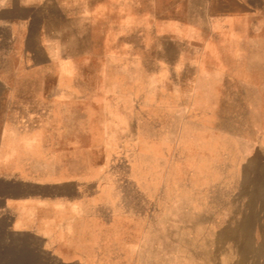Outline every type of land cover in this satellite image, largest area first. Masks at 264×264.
<instances>
[{"label":"rangeland","instance_id":"374dc122","mask_svg":"<svg viewBox=\"0 0 264 264\" xmlns=\"http://www.w3.org/2000/svg\"><path fill=\"white\" fill-rule=\"evenodd\" d=\"M93 1L61 72L0 59V133L8 83L106 88L77 152L0 153V264H264V174L234 137L264 109V0Z\"/></svg>","mask_w":264,"mask_h":264},{"label":"crops","instance_id":"0c3cea01","mask_svg":"<svg viewBox=\"0 0 264 264\" xmlns=\"http://www.w3.org/2000/svg\"><path fill=\"white\" fill-rule=\"evenodd\" d=\"M97 4L93 0H0V59L8 64V72L22 76L36 70L43 75L51 66H56L61 72L62 61L72 58L63 52L61 44L62 36L68 30L65 26H69L70 20L89 21ZM103 89L106 88L90 86L83 90L77 84L62 85L60 82L8 83L2 99L8 129L0 133V153L21 155L27 150H37L42 154L77 152L80 144L77 141V123L85 127L91 122L88 115L92 113L93 106L101 105ZM197 122L201 123L200 120ZM11 124H17L16 129ZM244 127V135L234 134L239 143H245L244 148H237L236 155L245 154L247 165L250 162L262 171V180L264 109L259 125L245 124ZM54 139H66L68 142L62 147L56 141L52 142ZM260 197L254 199L257 204L255 211L264 217V197Z\"/></svg>","mask_w":264,"mask_h":264}]
</instances>
